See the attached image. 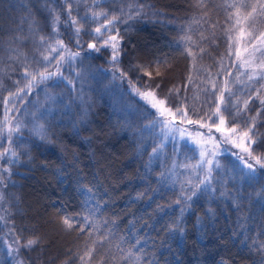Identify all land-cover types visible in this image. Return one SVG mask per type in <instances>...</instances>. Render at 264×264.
<instances>
[{"label":"trees","instance_id":"trees-1","mask_svg":"<svg viewBox=\"0 0 264 264\" xmlns=\"http://www.w3.org/2000/svg\"><path fill=\"white\" fill-rule=\"evenodd\" d=\"M28 2L0 0V39L7 41L12 35L26 34L28 25L21 21L27 16L22 5ZM139 2L144 3L145 0ZM205 3L209 24L222 21L225 13L216 7L221 0H205ZM147 4L162 14L132 22L125 45L128 55L122 58L120 67L126 68L134 59L167 60L173 69L170 75L183 91L184 77L189 74L194 61L186 53L182 54L183 46L178 48L175 42L184 35L182 26L190 25L193 40L207 50L202 59L197 57L195 60L196 68L191 69L193 80L206 77L205 68L216 71L218 65L214 60H219L225 53L220 25L215 29L217 44L214 45L211 43L213 30L208 24L192 23V17L199 15L195 0H147ZM35 18L43 21L39 13ZM21 27L24 31L18 30ZM123 31L124 26H121V33ZM199 31H203L209 40L199 41ZM43 34H47V29ZM82 37L84 48L77 49L73 44H69V48L79 50L83 58V65L79 60L75 62L76 69L85 73L83 91L73 92V102L70 107H65L70 98L66 85L60 83L52 87L49 82L48 91L63 94L57 97L58 104L53 106L49 117L57 134L52 137L54 143L40 142L28 131H23L24 145L30 158L17 147L21 153L19 162L8 164L11 157L0 160L3 169H12L11 177L5 179L8 184L6 199L11 201L13 194L19 197L20 208L24 212V217L14 215L12 219L18 225L35 226L37 234H43L40 249L44 253V264H62L70 260L68 250L76 251L87 239L81 233L63 231L51 223L58 214L89 216L98 229L93 238L108 236L103 247L110 249V254L117 258L112 264H260L256 244L264 243V212L261 211L264 205V172H258L251 183L236 179L238 172L233 167L236 158L222 153L219 158L221 167L213 172L216 191L208 197H194L191 209L181 215L180 206L172 203L179 194V179L172 172L167 187L157 183L158 174L166 166H171L168 158L171 150L162 153L158 160L154 158L149 165L148 154L153 140L160 142L159 132L158 128L149 132L144 125L155 117L145 113L132 85L113 78L109 51L101 49L96 53L88 50L85 42H90L91 37L83 33ZM61 39L68 43L66 36ZM22 47L29 51L31 46ZM193 51L198 49L193 46ZM3 67L8 70L7 65ZM232 71L234 75L235 69ZM64 74L78 80L67 70ZM12 78L19 77L13 74ZM5 83H8L7 79ZM132 84L140 87L136 78ZM194 92L196 89L189 85L190 101ZM37 93L43 100L44 94L39 90ZM3 95L6 96L7 92ZM77 95L83 96V100L74 99ZM61 99L64 103L59 102ZM200 99H203L202 95ZM189 115L195 117L191 111ZM259 131L264 133V126ZM13 140V147H16L18 138L14 136ZM7 146V143H0V151ZM260 151L264 152V148ZM176 159L181 162L184 157L177 156ZM145 165L152 170L147 183L140 179L147 175ZM12 182H15V187ZM150 188L160 189V192L149 191ZM87 189H92L94 195ZM141 192L144 196L135 199ZM221 192L226 195H220ZM157 204L164 206L163 211L157 210ZM209 208L214 210L211 217L206 212ZM91 209L96 210L92 212ZM11 210L16 212L14 206ZM174 220L179 221L182 231L169 228ZM0 236H5L3 226H0ZM136 240L140 243L133 247ZM116 245L124 251L120 252ZM4 247L0 241V249ZM129 250L133 255L123 259ZM37 254L32 252L30 255L35 257ZM24 255L27 258L29 254ZM0 264H11V257L0 255Z\"/></svg>","mask_w":264,"mask_h":264},{"label":"snow or ice","instance_id":"snow-or-ice-1","mask_svg":"<svg viewBox=\"0 0 264 264\" xmlns=\"http://www.w3.org/2000/svg\"><path fill=\"white\" fill-rule=\"evenodd\" d=\"M104 5L109 7L105 8ZM195 6L199 15L192 17V23L208 24L213 30L211 43L214 45L217 44L215 29L219 24L225 53L219 60H214V64L218 65L215 72L205 68L203 71L206 77L193 80L191 69L196 68L195 60L197 57L202 59L207 50L193 40L190 25L182 26L184 35L178 37L175 43L178 48L183 46L182 54L186 53L194 61L189 74L184 77L182 91L170 75L173 69L167 60L134 59L128 62L126 68L119 66L122 58L128 55L125 45L132 22L162 14L153 11L154 6L148 5L147 0L144 3L139 0H29L22 5L27 12L21 21L28 25L26 34L12 35L7 41L0 39V109L3 110L0 112V143L8 145L0 151V160L11 157L8 164L19 162L21 153L16 150L17 147L23 149L24 156H29V150L24 145L26 138L23 131H28L40 142L54 143L52 137L57 134L49 117L53 106L58 104L57 97L63 94L48 91L49 82L52 87L60 83L66 85L70 98L65 107H70L73 102V92L83 91L85 73L77 70L75 65L77 60L83 65V58L79 50L72 51L69 48V44L77 49L84 48L83 33L91 37L90 42H85L87 49L96 53H100L101 49L109 51L113 78L132 85L145 113L158 117L144 125L149 132L157 128L160 130V142L153 140L148 154L149 165L154 158H160L165 149V141L172 137L171 152L168 154L171 166H166L158 174L157 183L167 187L174 168L186 170L187 174L179 182V194L172 202L180 206L181 215L191 209L194 197H208L216 191L213 172L221 167L217 160L221 145H231L239 150L225 149L236 158L233 165L238 172L236 179L251 183L257 178L258 172H264V152L260 151L264 148V133L259 131L264 126V0H221L216 7L223 10L224 18L210 24L205 0H195ZM37 13L43 17V21L35 18ZM121 26H124L123 33ZM45 29L47 34H43ZM18 30L24 31L23 27ZM63 36L67 37V44L61 39ZM197 36L199 41L209 40L203 31L197 32ZM22 45L31 47L29 51H24ZM193 46L198 51H193ZM3 65H7V71ZM232 69L236 70L235 75ZM66 70L78 80L65 76ZM13 74L19 78L13 79ZM242 76L244 79H241ZM133 78L140 82V87L132 84ZM5 79L8 83H5ZM189 85L196 89L191 101L188 96ZM141 88L145 91H141ZM37 90L44 94L43 100ZM4 92H7L6 96ZM74 99L83 100V96L77 95ZM59 102L64 103L62 99ZM190 111L198 119H192ZM184 125L193 126L196 131L192 132ZM201 129H206L207 135ZM213 130L219 134V140L213 135ZM14 136L18 138L16 147H13ZM189 152L192 155H188ZM177 156H183L184 162L177 163ZM145 172L147 175L140 179L147 183L148 175L152 174L148 165H145ZM11 175V167H5L0 172V226L8 228L5 235L11 241L9 243L4 240V236H0V241L5 245L0 249V255L11 257V264H44V253L40 249L43 234H37L35 226L29 228L27 224L18 225L12 219L14 215L24 217V212L20 208L19 197L13 194L11 201L6 199L8 184L5 179ZM12 184L16 186L15 182ZM87 190L94 195L92 189ZM149 191L160 192V189L150 188ZM220 195L226 193L221 192ZM143 196V192L138 193L135 199L139 200ZM11 206L16 208L15 213ZM163 207L159 204L156 206L159 211H163ZM261 211L264 212V205ZM206 212L210 217L214 214L211 208ZM81 220L83 223H80ZM50 222L63 231H76L87 237L82 247L74 252L68 250L71 259L62 264H112L117 259L110 254V249L103 247L108 236L98 235L93 238L98 229L89 216L58 214ZM169 228L182 231L178 220H174ZM139 243V240L134 241L133 247ZM116 247L120 252L124 251L119 245ZM256 251L261 257L260 264H264V243L256 244ZM32 252H37V256H31ZM25 253L29 254L27 258ZM132 255L133 252L129 250L123 259L127 260ZM137 259L140 258L137 256Z\"/></svg>","mask_w":264,"mask_h":264},{"label":"rangeland","instance_id":"rangeland-1","mask_svg":"<svg viewBox=\"0 0 264 264\" xmlns=\"http://www.w3.org/2000/svg\"><path fill=\"white\" fill-rule=\"evenodd\" d=\"M173 1H179V0H173ZM235 73H236V70H235ZM235 75V74H234ZM241 79H244V77L242 76ZM142 91H145V89H143ZM170 105H165L164 107H168ZM192 119H198L197 116L195 117H191ZM158 117H155V120H157ZM179 119V117L177 116V120ZM174 127V126H173ZM184 127L188 128L190 131L192 132H195L196 129L193 127V126H190V125H184ZM201 131H203L205 133V135H207V130L206 129H201ZM158 132H159V136H160V130L158 129ZM213 135L215 136V138L217 140L220 139V136L219 134L215 133V130H213ZM187 143V141L185 142ZM171 147H172V137L170 136L169 137V140L165 141V149L163 151V153H165L167 150H171ZM221 148V153L217 156V160L219 161V158H220V155L222 153H229L228 151H226L225 149L227 148H231L232 151H239L238 149H235L234 147H232L231 145H221L220 146ZM234 157V156H233ZM184 162V160H181V162H177V163H182ZM193 162H195L193 160ZM3 171V167L0 166V172ZM215 171V170H214ZM173 174L174 176L179 179V181H182L184 179V176L187 174L186 170L185 169H182V168H174L173 170ZM8 232V228L7 227H4V234H6ZM5 237V240L8 241L9 243L11 242L10 239L8 238L7 235L4 236ZM12 259V258H11Z\"/></svg>","mask_w":264,"mask_h":264}]
</instances>
